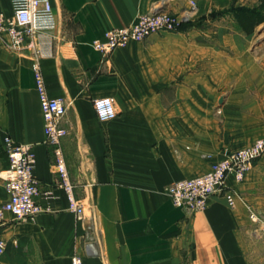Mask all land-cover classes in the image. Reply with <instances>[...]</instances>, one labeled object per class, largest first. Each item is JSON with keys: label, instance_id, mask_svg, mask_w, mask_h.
Listing matches in <instances>:
<instances>
[{"label": "crops", "instance_id": "0c3cea01", "mask_svg": "<svg viewBox=\"0 0 264 264\" xmlns=\"http://www.w3.org/2000/svg\"><path fill=\"white\" fill-rule=\"evenodd\" d=\"M192 2L195 3L193 8ZM56 28L39 60L50 96L68 105L61 140L75 197L96 214L100 257L86 250L88 221L69 210L36 91L31 51L0 42V203L8 200L5 139L31 144L37 198L51 212L0 230V264H264V154L243 182L189 215L166 188L209 172L227 154L264 138V23L247 33L233 10L262 0H51ZM0 12L11 14L10 0ZM183 17V31L130 42L109 55L92 43L139 15ZM113 97L102 122L94 100ZM252 208L260 214L257 224Z\"/></svg>", "mask_w": 264, "mask_h": 264}, {"label": "built area", "instance_id": "2783aa9c", "mask_svg": "<svg viewBox=\"0 0 264 264\" xmlns=\"http://www.w3.org/2000/svg\"><path fill=\"white\" fill-rule=\"evenodd\" d=\"M11 14L0 12V42L13 51L29 50L35 58L33 70L36 91L39 97L45 123V144L53 147L55 166L60 177L59 187L65 192L69 210L80 221H88L86 250L92 257H100L101 230L98 228L96 214L87 215L86 207L75 197L74 184L71 181L61 140L68 131L62 126L68 110L64 98L50 96L39 60L44 55V41L50 38V32L56 28V18L51 0H10ZM195 5L194 2H192ZM183 17L170 13H151L138 16L136 22L127 27L111 28L101 38L93 41L92 46L103 55H109L119 48H125L130 42H143L155 34L179 30L185 23ZM94 108L102 122L117 117L116 102L113 97H100L94 100ZM5 148L9 157V167L3 172V180L8 200L0 203V230L7 224V214L17 221L34 219L43 213L51 212L37 201L41 193L40 182L35 176L36 156L31 144L18 143L12 138L5 139ZM264 154V138L257 139L249 147L230 152L215 163L206 174L180 180L166 188L175 206L187 214L204 211L214 195H222L234 206L239 195L228 189L227 179L233 175L243 182L254 164ZM250 209V218L259 224L262 217ZM5 252V241L0 238V256ZM71 264H85L81 256L71 258Z\"/></svg>", "mask_w": 264, "mask_h": 264}, {"label": "trees", "instance_id": "16d2710c", "mask_svg": "<svg viewBox=\"0 0 264 264\" xmlns=\"http://www.w3.org/2000/svg\"><path fill=\"white\" fill-rule=\"evenodd\" d=\"M233 12L235 13L242 28L249 34L253 33L257 26L264 23V0H262L258 9L250 10L247 8H239L233 10ZM186 24L187 23H184L182 27Z\"/></svg>", "mask_w": 264, "mask_h": 264}, {"label": "rangeland", "instance_id": "374dc122", "mask_svg": "<svg viewBox=\"0 0 264 264\" xmlns=\"http://www.w3.org/2000/svg\"><path fill=\"white\" fill-rule=\"evenodd\" d=\"M193 5V4H192ZM193 8H195V5H193ZM151 13H156V14H159V13H167V12H151ZM151 13H148V14H151ZM144 15V14H143ZM173 15V14H172ZM139 16H141V15H139ZM177 16H179V15H177ZM185 22H187V21H185ZM184 30V28L183 27H181L179 30H177V31H172V32H178V31H183ZM263 31V33H264V30L263 29H260V33ZM262 34V33H261ZM261 41H264V38L261 40Z\"/></svg>", "mask_w": 264, "mask_h": 264}]
</instances>
